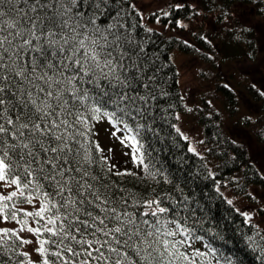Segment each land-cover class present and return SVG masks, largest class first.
<instances>
[{
	"label": "snow or ice",
	"instance_id": "snow-or-ice-1",
	"mask_svg": "<svg viewBox=\"0 0 264 264\" xmlns=\"http://www.w3.org/2000/svg\"><path fill=\"white\" fill-rule=\"evenodd\" d=\"M125 4L136 8L130 0H0V223L19 225L0 227V264H10L17 242L35 244L39 259L27 264H213L209 253L194 249L189 254L180 250L185 240L167 239L182 226L162 231L159 219L141 221L135 212L105 206L108 198L84 179L89 171L76 167L79 161L70 142L79 141L69 128L80 125L91 132L90 119L107 118L129 133L121 142L137 145L133 161L147 173L137 140L141 125L136 123L134 129L128 120L133 111L142 114L138 102L147 103L152 76L147 83L145 76L153 69L144 63L141 42L122 22ZM76 134L85 135L78 129ZM96 150L103 152L99 144ZM83 159L92 162L88 151ZM100 166L110 173L116 167L106 156L100 157ZM72 172L80 173V179ZM34 200V210L24 207ZM145 203L151 209L158 201ZM165 211L159 207L141 215L156 217ZM167 223L174 222H163L165 229Z\"/></svg>",
	"mask_w": 264,
	"mask_h": 264
},
{
	"label": "trees",
	"instance_id": "trees-1",
	"mask_svg": "<svg viewBox=\"0 0 264 264\" xmlns=\"http://www.w3.org/2000/svg\"><path fill=\"white\" fill-rule=\"evenodd\" d=\"M137 2L130 0L135 9L124 5L127 11L122 22L129 26L134 39L141 42L147 57L144 63L153 69L145 76L146 83L147 76H152L147 103L138 102L142 114L133 111V119L128 120L134 129L136 123L141 125L137 140L147 173L143 165L133 160L132 165L118 162L107 154L100 136L104 131L112 130L122 137L129 135L122 124L114 126L107 118L90 119L91 132L80 125L69 128V133L79 141V144L70 142L74 149L72 155L79 161L76 167L89 171L90 176L84 179L99 189L102 197L108 198L105 206L115 207L120 213L135 212L141 221L155 223L159 219L162 231L182 226L175 237H167L185 240L181 251L191 254L199 249L209 253L213 264L229 261L264 264V229L250 220L224 192L229 189L235 194L250 196L251 189L264 188V0H169L164 8L150 10L148 19ZM177 3L185 7H170ZM165 12L169 15L165 16ZM177 20L186 27L178 26ZM132 25L135 27L131 28ZM174 49L205 62L198 76L213 86L210 90L214 94L205 91L201 106L198 103L193 106L194 115L204 127L207 148L202 153L190 150L193 148L177 123L179 114L188 109V100L179 81L178 66L171 56ZM245 61H251L258 68L236 66L237 62ZM140 94H145L143 89ZM68 119L71 122L73 117ZM237 127L244 128L246 134ZM77 129L85 135H77ZM96 144L103 152L96 150ZM127 144L132 150L137 146ZM77 148L79 155L75 153ZM85 151L89 152L91 164L84 162ZM101 156L108 157L109 164H115L113 172H108L107 166H100ZM116 171L135 175L117 176ZM20 173L23 174L22 169ZM71 175L80 179V173ZM92 176L97 179H91ZM41 183L51 191L46 182ZM75 183L73 180V187ZM149 200L158 203L150 209L145 203ZM255 200L252 196V201ZM24 207L32 211L38 207V201ZM159 207L167 211L157 212L156 217L141 215ZM166 221L174 223H167L165 229L163 222ZM0 227L18 228L19 225L8 221ZM140 227L147 226L141 223ZM26 237L35 239L31 234ZM34 246L17 242L15 253L10 254V264H16L17 260L25 264L29 259L38 260ZM26 251L29 257L21 255Z\"/></svg>",
	"mask_w": 264,
	"mask_h": 264
},
{
	"label": "rangeland",
	"instance_id": "rangeland-1",
	"mask_svg": "<svg viewBox=\"0 0 264 264\" xmlns=\"http://www.w3.org/2000/svg\"><path fill=\"white\" fill-rule=\"evenodd\" d=\"M137 4L141 6V10L144 12L146 19H148V12L150 10H159L164 8L169 0H137ZM151 22V21H150ZM264 25H262L263 27ZM263 29V28H262ZM172 59L178 66V71L180 73V84L186 95L188 102V109L185 112H181L178 117V126L180 130L187 136L191 147L198 151L199 153L205 152L207 144L205 143V137L203 132V126L198 122V119L194 115L193 106L202 104V95L205 91L212 93V84L209 80L203 77H199V69L202 68L205 62H201L196 56L188 55L181 50L174 49L171 52ZM239 68L252 69L258 68L252 66L251 61H245L243 63H236ZM214 94V93H212ZM205 95H207L205 93ZM242 133H244V128L237 127ZM246 134V133H244ZM101 141L105 148L107 154L118 162L132 163V148L127 144L121 142L123 138L121 135H113V131H104L101 135ZM249 137V135H246ZM249 139V138H248ZM252 141L251 139H249ZM252 151V143L249 144ZM111 149V151H109ZM261 148H259L260 150ZM128 160V161H125ZM263 160H261L262 162ZM132 165V164H131ZM264 170V169H263ZM225 194H228L229 198L240 207L247 217L255 222L260 228L264 229V188L251 189L250 196H244L235 194L229 189L224 190ZM252 196L256 198L255 202L252 201ZM6 223H0V225H7ZM26 236H30L28 233H23ZM31 246V245H30Z\"/></svg>",
	"mask_w": 264,
	"mask_h": 264
}]
</instances>
